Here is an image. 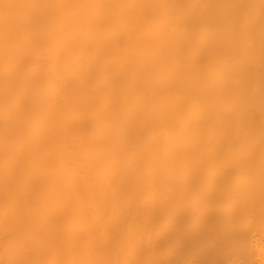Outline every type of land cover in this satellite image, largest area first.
<instances>
[{
  "label": "bare ground",
  "instance_id": "6f19581e",
  "mask_svg": "<svg viewBox=\"0 0 264 264\" xmlns=\"http://www.w3.org/2000/svg\"><path fill=\"white\" fill-rule=\"evenodd\" d=\"M0 264H264V0H0Z\"/></svg>",
  "mask_w": 264,
  "mask_h": 264
}]
</instances>
